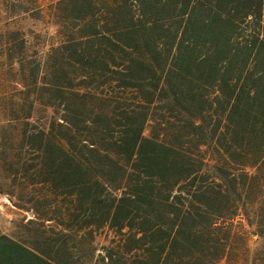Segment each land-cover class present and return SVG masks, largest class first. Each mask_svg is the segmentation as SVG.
<instances>
[{
  "label": "trees",
  "instance_id": "obj_1",
  "mask_svg": "<svg viewBox=\"0 0 264 264\" xmlns=\"http://www.w3.org/2000/svg\"><path fill=\"white\" fill-rule=\"evenodd\" d=\"M63 3L75 32L20 59L0 137L32 217L0 264H264V0Z\"/></svg>",
  "mask_w": 264,
  "mask_h": 264
},
{
  "label": "rangeland",
  "instance_id": "obj_2",
  "mask_svg": "<svg viewBox=\"0 0 264 264\" xmlns=\"http://www.w3.org/2000/svg\"><path fill=\"white\" fill-rule=\"evenodd\" d=\"M63 0H0V137L15 124V105L22 99V91L31 86L18 70L21 58L27 63L43 62L47 55H56V49L75 31V22L68 17ZM24 42V49L21 42ZM77 87V82H71ZM42 117V116H40ZM12 133L13 129L11 130ZM149 128L144 131L149 136ZM0 168V178L3 177ZM30 215L18 210L5 194H0V232L18 238L25 230ZM112 233L102 232L97 238L99 250L107 246ZM258 238H250V248L258 247ZM224 264V263H220Z\"/></svg>",
  "mask_w": 264,
  "mask_h": 264
}]
</instances>
